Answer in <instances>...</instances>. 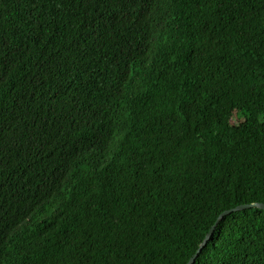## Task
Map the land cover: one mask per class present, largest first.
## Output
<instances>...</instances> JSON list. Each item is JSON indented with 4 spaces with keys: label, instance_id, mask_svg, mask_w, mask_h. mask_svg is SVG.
Wrapping results in <instances>:
<instances>
[{
    "label": "trees",
    "instance_id": "16d2710c",
    "mask_svg": "<svg viewBox=\"0 0 264 264\" xmlns=\"http://www.w3.org/2000/svg\"><path fill=\"white\" fill-rule=\"evenodd\" d=\"M264 203V0H0V264H186ZM193 264H264V210Z\"/></svg>",
    "mask_w": 264,
    "mask_h": 264
},
{
    "label": "water",
    "instance_id": "95a60500",
    "mask_svg": "<svg viewBox=\"0 0 264 264\" xmlns=\"http://www.w3.org/2000/svg\"><path fill=\"white\" fill-rule=\"evenodd\" d=\"M248 209L264 210V203H249V204L238 205V206H236L234 208H231L229 210H226V211H223L222 213H220L217 216L214 224L210 227V229L206 233L204 239L199 244L197 250L190 257V259L188 260V262L186 264H193L195 262V259L200 254L202 249L206 246L207 242L209 241V239L213 235V232H214L215 228L217 227V225L219 224V222H221L226 216H228V215H230L232 213L239 212V211H244V210H248Z\"/></svg>",
    "mask_w": 264,
    "mask_h": 264
}]
</instances>
